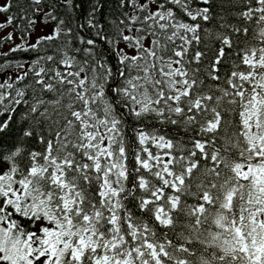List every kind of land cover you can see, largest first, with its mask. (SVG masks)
I'll return each instance as SVG.
<instances>
[{
    "label": "snow or ice",
    "instance_id": "snow-or-ice-1",
    "mask_svg": "<svg viewBox=\"0 0 264 264\" xmlns=\"http://www.w3.org/2000/svg\"><path fill=\"white\" fill-rule=\"evenodd\" d=\"M0 264H264V0H0Z\"/></svg>",
    "mask_w": 264,
    "mask_h": 264
}]
</instances>
